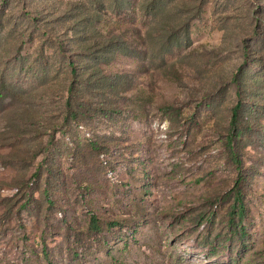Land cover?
<instances>
[{
  "label": "rangeland",
  "instance_id": "obj_1",
  "mask_svg": "<svg viewBox=\"0 0 264 264\" xmlns=\"http://www.w3.org/2000/svg\"><path fill=\"white\" fill-rule=\"evenodd\" d=\"M78 1L0 0L12 94L0 105V264H264V0H171L192 19L190 43L166 64L155 52L150 65L103 66L135 89L92 94L117 111L68 123L66 3ZM241 69L250 132L232 224L226 137Z\"/></svg>",
  "mask_w": 264,
  "mask_h": 264
},
{
  "label": "trees",
  "instance_id": "obj_2",
  "mask_svg": "<svg viewBox=\"0 0 264 264\" xmlns=\"http://www.w3.org/2000/svg\"><path fill=\"white\" fill-rule=\"evenodd\" d=\"M171 0H79L76 4L66 3L71 37L70 55L66 58L69 72V84L64 103V120L77 122L86 114H102L108 117L117 111L115 106L106 104V99L93 104L89 97H108L126 94L135 89L128 87L120 73H106L103 66H109L120 59L129 60L135 65H150L157 58L166 64L165 57L176 49H182L190 43V23L192 19H182L178 8L184 5L173 4ZM172 8V7H171ZM33 13L27 12V15ZM38 17V15H37ZM138 18L147 22H140ZM158 19L160 31L156 38L152 36L150 19ZM50 35L49 32H44ZM247 51V45L245 46ZM245 70H239L233 77L237 86L238 103L232 110L230 129L226 140L230 157L238 178L228 194L233 198L231 207L232 224L242 219L245 202L242 188L246 183L243 160L238 152L239 144L249 135L250 128L243 123L245 109L251 105L245 101ZM259 81V79H257ZM5 80L0 82V105L6 104L11 88ZM249 98V97H247ZM92 228L100 230L96 217L92 218ZM118 225V224H114Z\"/></svg>",
  "mask_w": 264,
  "mask_h": 264
}]
</instances>
